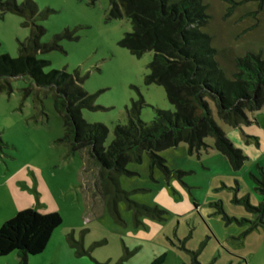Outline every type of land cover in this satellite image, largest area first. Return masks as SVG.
<instances>
[{"label": "rangeland", "instance_id": "1", "mask_svg": "<svg viewBox=\"0 0 264 264\" xmlns=\"http://www.w3.org/2000/svg\"><path fill=\"white\" fill-rule=\"evenodd\" d=\"M33 1L41 14L35 24L45 29L41 41L60 34L57 48L36 57L48 61L44 71L77 70L84 77L80 85L94 95V107L81 114L88 123L108 127L105 147L115 124L126 122L125 106L132 100H145L143 121L153 118L154 108H172L161 85L145 82L152 51L137 56L120 44L130 21L109 17L108 0ZM201 1L209 17L201 30L228 78L237 56L252 52L264 59V3ZM25 21L0 10V54L17 55L30 32ZM6 81L10 89L0 91V226L27 207L62 218L28 264H150L162 254L161 264H191L194 256L200 264H264V223L249 230L260 214L264 222V210L253 209L264 203V109L246 110L250 122L230 126L214 108V118L245 156L238 169L222 163L217 155H224L213 148L189 155L184 142L159 152L173 170L168 178L150 170L146 152L140 162H128L132 174L119 176L120 188L131 200L164 211L162 219L142 214L136 224L124 200L117 201L119 218L108 210L100 166L88 148L73 151L61 140L53 89L36 85L27 74L0 77ZM205 141L211 145L213 138ZM17 261L15 252L0 257V264Z\"/></svg>", "mask_w": 264, "mask_h": 264}, {"label": "trees", "instance_id": "2", "mask_svg": "<svg viewBox=\"0 0 264 264\" xmlns=\"http://www.w3.org/2000/svg\"><path fill=\"white\" fill-rule=\"evenodd\" d=\"M258 1L260 5L264 3ZM108 2L109 17L130 21L131 30L124 33L120 44L137 56L152 51L145 82L164 88L171 109L154 108L153 118L143 121L140 111L145 100H132L125 106L126 122L115 124L113 138L105 147L108 127L99 122L88 123L81 114L83 108L94 107V95L80 85L84 77L77 70L44 71L48 61L36 57L38 52L57 48L55 41L60 34H54L49 42L41 41L45 29L35 24L34 18L41 14L33 0H0L2 13L20 14L27 19L26 25L31 24L29 35L19 42L16 56L0 54V77L27 74L36 85L53 89L54 107L63 123L61 140L73 151L88 148L89 156L100 166L101 187L109 195L108 210L119 218L117 201L124 200L139 224L142 214L159 219L164 214L156 206L131 200L129 192L120 188L119 176L132 174L126 169L127 163L140 162L143 152L148 156L150 170L158 169L166 178L173 170L159 152L181 142L187 145L189 155H200L209 147L222 153L234 169L241 167L245 156L214 118V108L218 118L230 126L249 122L246 110L264 109V59L252 52L237 56L233 77L228 78L214 58L210 37L201 30L209 18L201 0ZM4 89H10L7 81L0 82V91ZM209 136L213 138L211 145L205 141ZM253 209L263 212L264 203ZM261 217L262 214L253 221L249 230L264 223ZM61 222L57 212L40 213L31 207L17 211L0 226V257L15 252L16 264H28V256L44 250ZM165 257L162 254L150 264H161ZM191 264L200 263L194 256Z\"/></svg>", "mask_w": 264, "mask_h": 264}, {"label": "crops", "instance_id": "3", "mask_svg": "<svg viewBox=\"0 0 264 264\" xmlns=\"http://www.w3.org/2000/svg\"><path fill=\"white\" fill-rule=\"evenodd\" d=\"M249 120V119H248ZM249 122H250V120H249ZM210 144V143H209ZM210 149H212V148H209L208 149V151L207 152H209L210 151ZM202 154V153H201ZM218 156V158L220 159V161L222 162V163H224L225 165H227V158L225 157V156H221V155H217ZM3 187H4V183H3V173H0V195H1V191L3 190ZM19 211V210H18ZM3 224V223H2ZM1 224V225H2Z\"/></svg>", "mask_w": 264, "mask_h": 264}]
</instances>
